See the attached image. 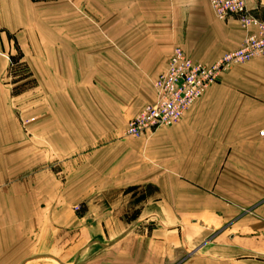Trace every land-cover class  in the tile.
<instances>
[{
	"label": "crops",
	"instance_id": "0c3cea01",
	"mask_svg": "<svg viewBox=\"0 0 264 264\" xmlns=\"http://www.w3.org/2000/svg\"><path fill=\"white\" fill-rule=\"evenodd\" d=\"M211 1L0 0V264H264V57L124 136L174 48L212 65L254 32ZM18 51L49 107L5 85Z\"/></svg>",
	"mask_w": 264,
	"mask_h": 264
},
{
	"label": "built area",
	"instance_id": "2783aa9c",
	"mask_svg": "<svg viewBox=\"0 0 264 264\" xmlns=\"http://www.w3.org/2000/svg\"><path fill=\"white\" fill-rule=\"evenodd\" d=\"M261 0H212L217 20L235 18L246 31L254 29L242 45L212 65L192 60L181 48H174L165 72L152 82L153 101L129 121L124 136L139 139L148 132L179 123L186 112L232 68L264 57V21L252 15L248 3ZM259 136L264 138V129ZM79 210V207L76 208Z\"/></svg>",
	"mask_w": 264,
	"mask_h": 264
},
{
	"label": "rangeland",
	"instance_id": "374dc122",
	"mask_svg": "<svg viewBox=\"0 0 264 264\" xmlns=\"http://www.w3.org/2000/svg\"><path fill=\"white\" fill-rule=\"evenodd\" d=\"M42 1H44V0H42ZM47 1H49V0H47ZM52 1H54V0H52ZM74 10H75V8H74ZM75 11L80 12V10H75ZM59 23L61 25L64 24L63 21H61ZM93 24H94L93 26L96 27L95 21H93ZM107 25L109 27H111L112 22H107ZM60 28H64V25L61 26ZM105 40L107 43H109V40H110V43H111V38L106 37ZM16 45L14 43L15 47H16ZM22 57H23L22 53H20L19 51L14 53L12 56H10V59H11L10 62L11 63H10V67L8 70V74L6 75V84L5 85L11 87L13 90V93L15 95L20 94V93L25 94V99H26L25 100V105H26L25 108H33V106H35L34 104H38L37 107L39 105H41L42 107H49L47 105V103H48L47 101L46 102L41 101V103L38 101V102L33 103V100H32V99H34L33 95H36L35 92H37V91H35L36 84H35L34 79L32 78V73H31L30 69L28 68L26 60H24ZM7 83H9V84H7ZM21 120H22V125L27 127V126H31L34 123H36L37 121H39L40 116L39 115L34 116L32 114H29L27 116H24V118H21ZM7 184H8V182L2 183L0 185V191L2 190V188H5Z\"/></svg>",
	"mask_w": 264,
	"mask_h": 264
}]
</instances>
